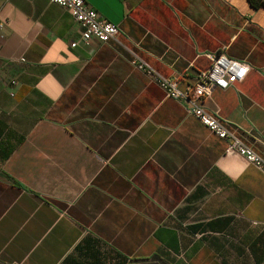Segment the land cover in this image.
<instances>
[{
  "label": "crops",
  "instance_id": "0c3cea01",
  "mask_svg": "<svg viewBox=\"0 0 264 264\" xmlns=\"http://www.w3.org/2000/svg\"><path fill=\"white\" fill-rule=\"evenodd\" d=\"M84 1L117 41L0 0V264H264V175L133 65L183 90L213 55L244 63L203 108L264 159V7Z\"/></svg>",
  "mask_w": 264,
  "mask_h": 264
},
{
  "label": "built area",
  "instance_id": "2783aa9c",
  "mask_svg": "<svg viewBox=\"0 0 264 264\" xmlns=\"http://www.w3.org/2000/svg\"><path fill=\"white\" fill-rule=\"evenodd\" d=\"M51 2L65 8L70 13L79 26L81 43L88 44L96 41L106 44L117 41L118 27L106 21L84 0H51ZM3 28L4 23L0 20L1 40L4 39ZM76 46L77 43L71 44L72 48ZM133 65L161 89L167 98L186 102L187 113L195 117L218 138L225 140L227 151L237 153L264 175V159L229 131L220 118L211 115L203 108V102L209 98L214 89L225 90L245 78L248 67L244 63L230 59L223 53L213 55L210 57V66L207 71L197 74L194 83L183 90L178 88L179 80L162 76L145 62L136 58ZM10 84L14 86L16 83L12 81Z\"/></svg>",
  "mask_w": 264,
  "mask_h": 264
},
{
  "label": "trees",
  "instance_id": "16d2710c",
  "mask_svg": "<svg viewBox=\"0 0 264 264\" xmlns=\"http://www.w3.org/2000/svg\"><path fill=\"white\" fill-rule=\"evenodd\" d=\"M247 2L255 10H258L264 7V0H247Z\"/></svg>",
  "mask_w": 264,
  "mask_h": 264
}]
</instances>
